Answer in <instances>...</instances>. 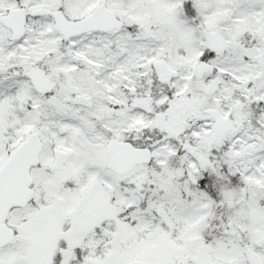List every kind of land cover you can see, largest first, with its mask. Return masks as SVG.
Instances as JSON below:
<instances>
[{
	"label": "snow or ice",
	"instance_id": "snow-or-ice-1",
	"mask_svg": "<svg viewBox=\"0 0 264 264\" xmlns=\"http://www.w3.org/2000/svg\"><path fill=\"white\" fill-rule=\"evenodd\" d=\"M0 264H264V0H0Z\"/></svg>",
	"mask_w": 264,
	"mask_h": 264
}]
</instances>
